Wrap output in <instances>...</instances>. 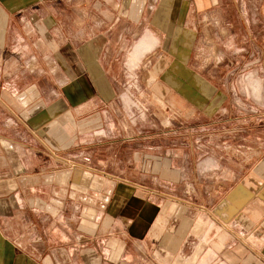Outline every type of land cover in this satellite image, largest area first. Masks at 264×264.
Wrapping results in <instances>:
<instances>
[{
	"label": "crops",
	"instance_id": "crops-1",
	"mask_svg": "<svg viewBox=\"0 0 264 264\" xmlns=\"http://www.w3.org/2000/svg\"><path fill=\"white\" fill-rule=\"evenodd\" d=\"M194 2L0 0V264H264V151L223 168L172 148L162 168L139 144L127 167L108 116L79 120L116 106L125 44L140 59L158 32L177 91L210 98L186 67Z\"/></svg>",
	"mask_w": 264,
	"mask_h": 264
},
{
	"label": "rangeland",
	"instance_id": "rangeland-1",
	"mask_svg": "<svg viewBox=\"0 0 264 264\" xmlns=\"http://www.w3.org/2000/svg\"><path fill=\"white\" fill-rule=\"evenodd\" d=\"M199 1L200 11L190 15L196 36L186 67L202 76L203 85H210V98L197 103L200 99L192 93L183 97L177 91L181 78L167 76L174 55L158 32V44L140 59L133 60V46L125 44L116 106L106 110L108 114L88 109L79 117L110 118L109 130L125 134L127 167L134 165L139 144L158 147V164L156 158L137 157L149 168H166L165 153L172 148L194 151L192 163L201 161L202 167L223 168H245L264 151V0ZM205 175L214 179L213 171Z\"/></svg>",
	"mask_w": 264,
	"mask_h": 264
}]
</instances>
